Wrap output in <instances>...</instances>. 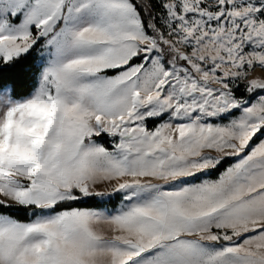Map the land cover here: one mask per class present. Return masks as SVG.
Masks as SVG:
<instances>
[{
  "label": "snow or ice",
  "instance_id": "obj_1",
  "mask_svg": "<svg viewBox=\"0 0 264 264\" xmlns=\"http://www.w3.org/2000/svg\"><path fill=\"white\" fill-rule=\"evenodd\" d=\"M0 264H264V0H0Z\"/></svg>",
  "mask_w": 264,
  "mask_h": 264
},
{
  "label": "trees",
  "instance_id": "obj_2",
  "mask_svg": "<svg viewBox=\"0 0 264 264\" xmlns=\"http://www.w3.org/2000/svg\"><path fill=\"white\" fill-rule=\"evenodd\" d=\"M35 55V54H33ZM31 65V58L28 62H26L24 65H22L17 70V80L19 85V91L26 92L32 82V73L29 71H26L28 67Z\"/></svg>",
  "mask_w": 264,
  "mask_h": 264
}]
</instances>
